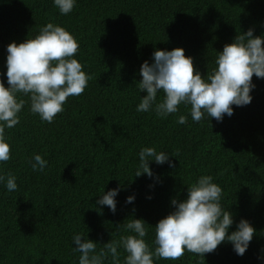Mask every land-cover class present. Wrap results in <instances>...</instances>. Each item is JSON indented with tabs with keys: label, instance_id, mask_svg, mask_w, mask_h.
<instances>
[{
	"label": "trees",
	"instance_id": "16d2710c",
	"mask_svg": "<svg viewBox=\"0 0 264 264\" xmlns=\"http://www.w3.org/2000/svg\"><path fill=\"white\" fill-rule=\"evenodd\" d=\"M48 22L74 35L77 59L91 79L52 123L26 103L20 122L6 129L12 158L0 163V172H12L18 190L0 184V264H78L71 239L76 232L101 247L125 234L129 219L155 226L174 210L171 200L186 199L187 185L204 174L223 189L222 205L234 220L229 232L241 219L256 229L249 248L240 256L225 241L204 258L186 251L179 260L154 264H264V78L253 74L251 103L233 105V115L222 121L194 122L183 105L167 118L136 111L146 95L138 88L139 70L155 50L183 48L207 75L217 52L238 34L251 28L264 36V0H77L67 15L53 0H0V78L6 87L7 45L34 37ZM181 113L186 124L177 123ZM145 146L169 152L175 166L150 161L153 176L136 177ZM37 153L48 161L44 172L29 163ZM117 187L113 213L97 200L103 189ZM130 195L135 200L126 203Z\"/></svg>",
	"mask_w": 264,
	"mask_h": 264
},
{
	"label": "clouds",
	"instance_id": "9594fccd",
	"mask_svg": "<svg viewBox=\"0 0 264 264\" xmlns=\"http://www.w3.org/2000/svg\"><path fill=\"white\" fill-rule=\"evenodd\" d=\"M61 14H69L77 0H53ZM79 43L65 27L48 22L38 33L23 42L7 45L6 77L7 87L0 78V163L9 161L11 149L6 129L14 128L20 122V113L29 104L32 114L41 121L52 123L70 96L81 95L91 76L77 59ZM215 67L202 75L194 68V58L185 55L183 48L157 49L152 53V62L144 61L140 67L142 79L138 82L141 96L137 112H154L159 118L180 113V106L189 108L194 122L205 117L222 121L225 114L233 115V105L245 106L251 103L255 85L253 74L264 78V36H254V30L238 34L232 43L225 44L217 52ZM5 75L0 73V77ZM162 94V95H161ZM27 97V100L22 98ZM188 116L181 113L177 123L186 124ZM139 164L135 176H153L150 161L157 164L167 162L169 152L157 151L145 146L139 151ZM176 156L174 154H171ZM29 163L33 171L44 172L48 161L41 154H34ZM0 184L8 192L18 190L17 177L0 172ZM187 198L171 200L174 210L151 226L143 219H129L122 225L124 233L119 239H111L101 245L88 239L82 232L72 236L74 253H79L78 264H154L156 260H179L185 252L205 257L223 242L233 245L237 255H244L250 246L256 229L246 219L236 224L229 232L234 220L232 213L222 205L223 189L214 182L212 175H200L187 185ZM120 188L104 192L97 204L108 206L115 213L116 197ZM134 195L126 199L132 203ZM149 226L154 239L149 244L146 237ZM123 249V259H121Z\"/></svg>",
	"mask_w": 264,
	"mask_h": 264
}]
</instances>
